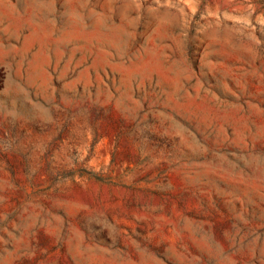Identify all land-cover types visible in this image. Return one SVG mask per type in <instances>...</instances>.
Instances as JSON below:
<instances>
[{
	"label": "rangeland",
	"instance_id": "374dc122",
	"mask_svg": "<svg viewBox=\"0 0 264 264\" xmlns=\"http://www.w3.org/2000/svg\"><path fill=\"white\" fill-rule=\"evenodd\" d=\"M0 264H264V0H0Z\"/></svg>",
	"mask_w": 264,
	"mask_h": 264
}]
</instances>
